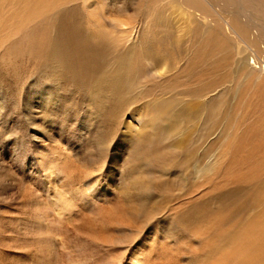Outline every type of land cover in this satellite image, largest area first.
<instances>
[{
    "label": "rangeland",
    "instance_id": "1",
    "mask_svg": "<svg viewBox=\"0 0 264 264\" xmlns=\"http://www.w3.org/2000/svg\"><path fill=\"white\" fill-rule=\"evenodd\" d=\"M162 12L163 7L158 8L154 20L161 18ZM131 13L128 11V19L137 27L132 39L139 40L140 58L152 63L169 59L168 63L180 65V57L172 58L171 53L178 45L183 48L185 40L173 37L174 28L154 21L141 26L142 12L140 16ZM148 43L159 57L145 50ZM24 66L19 68L20 79L14 80L0 63V264H218L232 241L213 237L217 241L207 244L205 234L196 228V235L193 229L187 228V233L173 214L198 208L209 193V184L198 170L206 165L214 168L213 173L223 170L225 155L218 147L229 127L224 123L225 111L233 103L229 90L220 87L198 92L194 86L165 89L162 78L153 74L159 71L148 65L151 80L142 87L129 84L114 119L95 101L91 88L76 89L68 79L57 78L50 84L47 79L35 78L33 85L20 89L30 73L28 65ZM219 89L225 91L214 102L211 95ZM44 95L49 96L45 101ZM164 100L168 101L166 108L157 111L156 103ZM175 113L179 114L176 119ZM142 142L158 144L160 152L165 147L172 153L174 168L178 166L175 173L162 172L145 160L139 153ZM217 153L220 164L214 156ZM122 210L134 216L127 214L128 220Z\"/></svg>",
    "mask_w": 264,
    "mask_h": 264
},
{
    "label": "bare ground",
    "instance_id": "2",
    "mask_svg": "<svg viewBox=\"0 0 264 264\" xmlns=\"http://www.w3.org/2000/svg\"><path fill=\"white\" fill-rule=\"evenodd\" d=\"M113 1L0 0V63L4 67V73L14 80L20 79L19 68L28 65L30 73L28 78L23 80L25 83L22 81L20 89L23 85H31L35 78L47 79L50 84L57 78H64L70 80L71 83L68 84L76 89L91 88L95 101L100 102L104 110H107L108 116L114 119L118 116L119 101L124 99L129 84L142 87L150 81L151 67L159 71L153 74L162 78L165 89H185L192 86L198 92L214 91L220 87L228 89L233 103L229 110L225 111L224 123L229 127L218 147L220 154L225 155L223 170L221 173H213L214 168L211 165L198 170L202 177H205L203 181L209 184V193L202 197L200 204L198 202V208H188V211L183 210L184 213L179 215V212V216L173 214V217L179 218L187 233L188 229H193L194 234H205L209 239L207 244L224 238L232 241L227 250L224 249L226 251L219 256L218 264H264V0H117V4L112 7ZM159 2H163L162 6ZM152 4H156L155 8ZM214 6H217V10ZM160 7H163L162 16L154 20L153 14ZM128 11L133 14L142 12L144 19H137L141 26L144 22L154 21L159 26L174 28L173 37L185 40L183 48L176 45L177 51L171 53L172 58L180 57V65H175L173 61L168 63L169 59L152 63L151 59L150 62H144L140 58L139 40L132 39L137 27L128 19ZM159 31L161 32L160 29ZM144 48L148 53L158 55L150 43L145 44ZM226 83L228 86L224 87ZM153 86L161 89L160 84ZM224 91L219 89L215 97H211L213 100L218 99ZM45 95L44 101L49 97L46 98ZM167 104L168 101H159L155 109L164 110ZM176 113L175 119L179 116ZM208 116L210 117V114ZM144 143L140 145L139 153L145 160L152 162L155 168L157 166L162 172L166 170L175 173L178 166L174 168L172 153H167L165 147L164 151L160 152L158 144ZM220 154H214L216 162L219 161ZM180 165L183 166L184 163ZM212 174H215L216 178ZM168 182L166 185L171 187ZM182 187H185V184ZM180 209L179 211L182 210ZM131 211L129 210V213ZM127 214L128 212L126 216ZM133 216L131 214V217ZM170 223L169 225L173 226L174 222ZM172 228L174 231V226ZM184 240L183 244L186 241ZM201 242H205V239ZM215 245L216 249L220 247ZM200 246H203L202 243ZM211 247L213 250L214 247ZM188 253L190 254V251Z\"/></svg>",
    "mask_w": 264,
    "mask_h": 264
}]
</instances>
